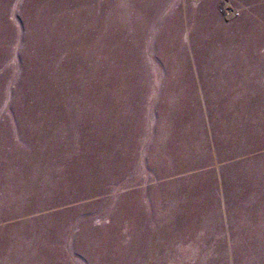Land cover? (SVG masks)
Here are the masks:
<instances>
[{
    "label": "rangeland",
    "instance_id": "374dc122",
    "mask_svg": "<svg viewBox=\"0 0 264 264\" xmlns=\"http://www.w3.org/2000/svg\"><path fill=\"white\" fill-rule=\"evenodd\" d=\"M0 264H264V0H0Z\"/></svg>",
    "mask_w": 264,
    "mask_h": 264
}]
</instances>
